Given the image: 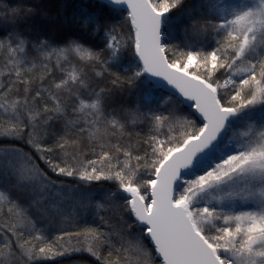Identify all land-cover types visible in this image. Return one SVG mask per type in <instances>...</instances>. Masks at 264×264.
Masks as SVG:
<instances>
[{
	"label": "snow or ice",
	"instance_id": "obj_1",
	"mask_svg": "<svg viewBox=\"0 0 264 264\" xmlns=\"http://www.w3.org/2000/svg\"><path fill=\"white\" fill-rule=\"evenodd\" d=\"M183 4L94 0V11L84 6L73 20L99 43L85 35L30 40L16 25L45 10L0 11V142L11 145L0 147V173L31 200L25 206L0 190V264L81 252L99 264H264V0H202L207 15L188 11L184 31L203 39L186 50L167 42ZM126 53L134 66L124 67ZM80 65L107 73L110 88L84 96L90 84ZM137 126L147 133L134 139L128 129ZM69 178L115 182L99 200L87 192L76 200L78 211L109 218L49 239L29 209L51 200L42 212L64 215L63 198L50 190ZM73 235L85 243L73 247Z\"/></svg>",
	"mask_w": 264,
	"mask_h": 264
},
{
	"label": "trees",
	"instance_id": "obj_2",
	"mask_svg": "<svg viewBox=\"0 0 264 264\" xmlns=\"http://www.w3.org/2000/svg\"><path fill=\"white\" fill-rule=\"evenodd\" d=\"M94 0H0V11H6L7 7L10 6H20L24 9L27 7H35L38 10L43 9L47 12V16L36 15L31 19L27 20L23 23H18L16 27L25 32L28 35L30 40H36L38 38H48L50 40H57L58 37H63L64 40L67 39H79L82 35H85L81 32L80 25L73 20V14H79L84 6H88V11H94L95 9L91 7ZM202 0H184V4L173 11L172 18L174 21V27L172 32L167 40L168 43L179 46L180 49H184V46L187 44L189 46L195 45V47L199 48L201 44V40L203 38H198L193 36L191 32L185 33L184 28L185 25L189 24L190 21L187 18L188 11H193V14H199L203 12L207 15V11L204 8H201ZM8 30H12V26H7ZM127 32V29H125ZM87 40H95L96 43H99V40L91 36H86ZM63 42V41H59ZM204 42V47L206 50H210V47H214V41L211 36H208ZM186 50V49H184ZM5 54L0 53V71H3V56ZM36 54L32 51L31 45L28 48V56L31 58ZM124 60L126 63L124 67H128L129 63L134 66V60L131 53H126L124 55ZM75 63V61H73ZM53 64L55 61L53 60ZM83 68L85 73V78L87 82L90 84V87L84 90V96L87 95L88 92L92 90L99 91L100 89H108L110 88V77L107 73L102 76H96L95 71L92 66L88 65H80ZM100 68L97 65L96 71H99ZM38 74V70H37ZM56 77H61L62 74L59 70L55 71ZM221 81L225 78L223 73L217 77ZM7 79L5 76H0V82H4ZM52 79V77H49ZM46 83V82H45ZM157 94L167 92L157 89ZM34 94V93H33ZM83 98V97H82ZM123 100H127L128 97L125 94L123 98L120 96H114L112 103L109 106V110L111 108H119L121 102ZM175 101V96L173 97ZM183 114L191 115L192 109L188 106L182 105ZM71 112V108L68 109ZM69 118L75 119L74 116H70ZM53 128H58V122H53ZM128 131L133 133L134 139L136 133L146 134L147 127L137 126L135 128H129ZM166 133L167 129H163ZM51 142V141H49ZM116 143L115 140L112 141ZM11 146L8 142H0V147H9ZM15 147H21L24 151H29L28 147L23 143L19 142ZM88 159H93L94 157L89 154ZM43 166V165H41ZM55 179V177H53ZM57 183H61V181H57ZM62 183L64 187L61 188H53L50 190L51 197L60 199L63 198V211L64 215L61 216H52L51 214H45L42 212V208H48L51 204V200L46 202L41 206V208L32 207L29 209V214L33 218L35 222V226L38 229L43 230L44 234L52 239L61 234V232H70L76 233L80 232L85 228H101L103 225L101 224L100 217L103 216L105 219L109 218V213L104 211L96 212H84L78 211L76 207V200L79 197L80 192L91 193L95 196L97 200H99L106 192L115 191L117 185L115 182L110 181H100V182H92L91 184H85L83 182L78 181L74 178L63 179ZM0 190H4L5 192H10L12 198H19L25 206H27L31 200L30 198L24 194L23 190L16 187V178L14 176L0 173ZM75 190V195H73V191ZM122 195V194H121ZM117 200H120V197H117ZM122 202V201H120ZM107 230V229H105ZM67 239V238H66ZM71 243L73 247L82 246L85 241L82 237H76L75 235L71 238ZM104 254L107 255V249L104 250ZM38 264H99L98 261L94 257H91L89 254L81 252L74 253L72 255H66L64 257H57L54 261H44L41 260Z\"/></svg>",
	"mask_w": 264,
	"mask_h": 264
},
{
	"label": "rangeland",
	"instance_id": "obj_3",
	"mask_svg": "<svg viewBox=\"0 0 264 264\" xmlns=\"http://www.w3.org/2000/svg\"><path fill=\"white\" fill-rule=\"evenodd\" d=\"M245 130L246 129L244 127H238L237 128V131H245ZM201 206H203V205H201ZM246 210H249V209H247V208H237V211H246Z\"/></svg>",
	"mask_w": 264,
	"mask_h": 264
},
{
	"label": "water",
	"instance_id": "obj_4",
	"mask_svg": "<svg viewBox=\"0 0 264 264\" xmlns=\"http://www.w3.org/2000/svg\"><path fill=\"white\" fill-rule=\"evenodd\" d=\"M160 89L163 90V91H165V92H167V93L171 92V89L170 88H160ZM189 103L190 102H185L184 105L189 107Z\"/></svg>",
	"mask_w": 264,
	"mask_h": 264
}]
</instances>
